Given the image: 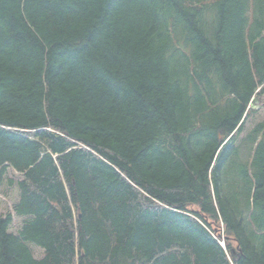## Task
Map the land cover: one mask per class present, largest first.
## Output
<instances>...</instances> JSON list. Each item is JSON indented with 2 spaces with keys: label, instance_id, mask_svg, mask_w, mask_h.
I'll return each instance as SVG.
<instances>
[{
  "label": "trees",
  "instance_id": "trees-1",
  "mask_svg": "<svg viewBox=\"0 0 264 264\" xmlns=\"http://www.w3.org/2000/svg\"><path fill=\"white\" fill-rule=\"evenodd\" d=\"M263 96L264 0H0V264H264Z\"/></svg>",
  "mask_w": 264,
  "mask_h": 264
},
{
  "label": "rangeland",
  "instance_id": "rangeland-1",
  "mask_svg": "<svg viewBox=\"0 0 264 264\" xmlns=\"http://www.w3.org/2000/svg\"><path fill=\"white\" fill-rule=\"evenodd\" d=\"M254 112L250 114L244 124V131L241 133V138L246 135L253 127L264 120V96L262 104H254ZM20 179L19 174H17L12 168H9L4 176V181L0 187V213L7 214L9 212L13 215L12 224L10 226V231L13 233H18L23 223L29 218V216L17 215L14 210V205L18 203L20 198V189L17 181ZM13 181L11 184L10 181ZM224 242V241H222ZM29 247L35 258H42L44 255V250L40 246L28 242Z\"/></svg>",
  "mask_w": 264,
  "mask_h": 264
},
{
  "label": "bare ground",
  "instance_id": "bare-ground-1",
  "mask_svg": "<svg viewBox=\"0 0 264 264\" xmlns=\"http://www.w3.org/2000/svg\"><path fill=\"white\" fill-rule=\"evenodd\" d=\"M223 244H225V242H223Z\"/></svg>",
  "mask_w": 264,
  "mask_h": 264
}]
</instances>
